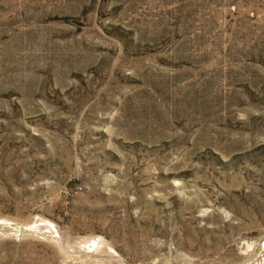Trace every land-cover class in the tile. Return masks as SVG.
I'll use <instances>...</instances> for the list:
<instances>
[{
    "label": "rangeland",
    "instance_id": "rangeland-1",
    "mask_svg": "<svg viewBox=\"0 0 264 264\" xmlns=\"http://www.w3.org/2000/svg\"><path fill=\"white\" fill-rule=\"evenodd\" d=\"M0 264H264V0H0Z\"/></svg>",
    "mask_w": 264,
    "mask_h": 264
}]
</instances>
